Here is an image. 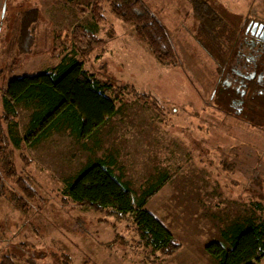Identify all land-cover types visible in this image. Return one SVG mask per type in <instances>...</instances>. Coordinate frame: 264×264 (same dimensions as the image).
<instances>
[{
  "label": "rangeland",
  "instance_id": "1",
  "mask_svg": "<svg viewBox=\"0 0 264 264\" xmlns=\"http://www.w3.org/2000/svg\"><path fill=\"white\" fill-rule=\"evenodd\" d=\"M96 1L106 18L98 36L107 41V48L104 54L87 58L85 69L161 102L155 108L130 90L104 130L96 156L114 155L136 191L153 176L168 174V183L147 209L181 248L171 256L152 253L137 245L132 219L64 201L65 181L78 174L91 154L62 134L38 149L15 150L13 145L8 149H14L16 171H26L24 177L33 183L38 197L28 211L18 208L14 192L19 191L13 182H6L8 190L0 192V260L10 256L15 264H214L206 248L220 240L222 228L254 213L264 216V145L254 142L251 134L241 137L240 130L212 122L205 113L213 66L203 50L190 2L143 0L166 28L178 55L176 66H163L134 27L112 14L108 0H0V89L14 78L55 66L58 60L52 55L62 41L77 25L93 24ZM208 2L229 24L264 21V0ZM28 8L38 9L40 19L35 26L36 46L22 56L16 43L18 23L20 13ZM18 113V132L24 137L31 112L19 108ZM242 144L246 148L241 149ZM236 154L238 168L227 162ZM258 170L261 174L255 178Z\"/></svg>",
  "mask_w": 264,
  "mask_h": 264
},
{
  "label": "trees",
  "instance_id": "2",
  "mask_svg": "<svg viewBox=\"0 0 264 264\" xmlns=\"http://www.w3.org/2000/svg\"><path fill=\"white\" fill-rule=\"evenodd\" d=\"M108 3L117 19L134 27L159 64L177 65L178 55L166 28L143 0H108ZM190 3L205 47L222 46V38L227 40L236 31V22L227 23L208 1L190 0ZM103 14L100 2L96 1L92 7L93 24L77 25L62 41L60 50H54L52 55L58 60L55 66L34 76L14 78L0 89V192L8 190L7 181L13 182L19 191L14 192L16 206L28 211L38 191L24 177L25 170L16 171L14 149L21 150L23 146L38 149L55 135L66 134L91 156L74 178L65 181L63 200L121 220L132 219L140 248L171 256L180 250V243L147 209L150 200L168 183V174L153 176L136 191L118 167L114 155L96 156L102 149L104 130L120 112L118 104L124 103L130 90L141 100L151 101L155 108L161 103L149 93L140 94L129 86H117L85 69L87 58L95 53L104 54L107 48V41L98 36L106 21ZM39 19L36 8L20 13L16 43L22 56L30 55L36 46L35 26ZM19 108L31 112L24 137L18 132ZM10 145L14 148L11 152ZM261 207L259 204L257 210ZM206 251L214 264H260L264 259V216L254 213L233 221L222 228L220 240L209 244ZM15 260L5 256L0 264H15Z\"/></svg>",
  "mask_w": 264,
  "mask_h": 264
},
{
  "label": "flooded vegetation",
  "instance_id": "3",
  "mask_svg": "<svg viewBox=\"0 0 264 264\" xmlns=\"http://www.w3.org/2000/svg\"><path fill=\"white\" fill-rule=\"evenodd\" d=\"M235 24L236 31L229 39L222 38V46L203 47L213 66L212 89L204 109L212 122L240 130L236 133L241 137L251 134L254 142L264 145V21ZM234 159L227 162L238 168L239 154ZM238 171L243 173L242 168ZM260 174L256 171L255 178Z\"/></svg>",
  "mask_w": 264,
  "mask_h": 264
},
{
  "label": "crops",
  "instance_id": "4",
  "mask_svg": "<svg viewBox=\"0 0 264 264\" xmlns=\"http://www.w3.org/2000/svg\"><path fill=\"white\" fill-rule=\"evenodd\" d=\"M206 1H208V0H206ZM179 2L181 5H187V4H189L190 0H185V2H182L181 0H179Z\"/></svg>",
  "mask_w": 264,
  "mask_h": 264
}]
</instances>
